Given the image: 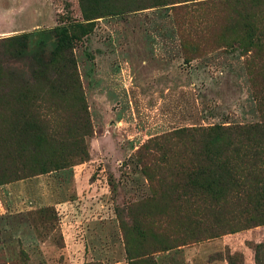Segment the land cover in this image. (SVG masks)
<instances>
[{"label":"rangeland","instance_id":"374dc122","mask_svg":"<svg viewBox=\"0 0 264 264\" xmlns=\"http://www.w3.org/2000/svg\"><path fill=\"white\" fill-rule=\"evenodd\" d=\"M52 2L38 28L0 15V264H264V225L162 249L175 221L145 216L138 159L181 128L264 120V0ZM40 51L73 82L32 84Z\"/></svg>","mask_w":264,"mask_h":264},{"label":"trees","instance_id":"16d2710c","mask_svg":"<svg viewBox=\"0 0 264 264\" xmlns=\"http://www.w3.org/2000/svg\"><path fill=\"white\" fill-rule=\"evenodd\" d=\"M7 39L18 48L27 46L25 36ZM13 52L11 56L23 51ZM55 56L46 57L40 51L31 57L32 84L51 85L65 74L73 82L69 71L73 61L68 58L66 64H58ZM9 76L29 85L18 72L10 71ZM151 146L156 158L147 150ZM81 152L84 159L87 152ZM141 158L147 163L142 165ZM138 159L152 191L143 204L145 216L154 209L175 221L176 235L172 239L166 233L161 235L162 249L264 225V120L181 128L142 146ZM256 247L258 252L263 245ZM149 253L136 258L154 264L146 256ZM226 259L228 264H236L232 255Z\"/></svg>","mask_w":264,"mask_h":264},{"label":"crops","instance_id":"0c3cea01","mask_svg":"<svg viewBox=\"0 0 264 264\" xmlns=\"http://www.w3.org/2000/svg\"><path fill=\"white\" fill-rule=\"evenodd\" d=\"M53 0H0V15H14L9 22L16 24V15H33L30 25H15L11 29H34L39 27V15L49 14L53 9ZM39 21V22H38Z\"/></svg>","mask_w":264,"mask_h":264}]
</instances>
